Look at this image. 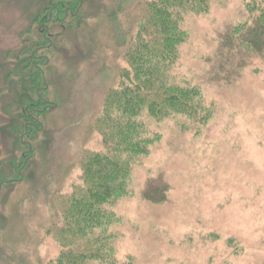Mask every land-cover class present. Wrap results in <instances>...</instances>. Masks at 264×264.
Listing matches in <instances>:
<instances>
[{"label":"rangeland","instance_id":"rangeland-1","mask_svg":"<svg viewBox=\"0 0 264 264\" xmlns=\"http://www.w3.org/2000/svg\"><path fill=\"white\" fill-rule=\"evenodd\" d=\"M151 1L81 0L71 27L48 28L53 43L34 56L46 61L39 65L48 108L41 130L25 137L31 154L18 156L15 130L7 137L9 130H0L1 153L20 166V178L0 190V264H47L60 256L55 197L82 186L84 152H104L92 122L107 92L125 82L123 71L131 72L125 54L140 26L138 6ZM25 4L0 6V49L15 46L26 26L33 36L37 25L23 17ZM251 5L264 10V0H209L207 12L182 17L186 40L163 72L169 85L195 90L198 107L136 119L152 143L145 156H122L130 168L126 184L92 233L110 251L102 264H264V57L223 46L233 29L256 18ZM10 118L0 116L12 127ZM161 186V201L149 199V188Z\"/></svg>","mask_w":264,"mask_h":264},{"label":"trees","instance_id":"trees-1","mask_svg":"<svg viewBox=\"0 0 264 264\" xmlns=\"http://www.w3.org/2000/svg\"><path fill=\"white\" fill-rule=\"evenodd\" d=\"M4 1L0 0V6ZM26 2L22 15L28 17L29 24L37 25L33 36L28 35L32 27L26 26L27 29L17 33L15 46L0 49V116L7 115L13 121L12 128L0 120V130H9L7 135L4 132L6 137L15 130L19 139L18 156L31 154L32 148L27 145L29 140L25 137L31 139L33 133L41 130L40 120L48 108L45 72L39 65V62L46 61L35 60V52L51 46L48 28L53 22L71 27L68 21H73L81 8V0ZM208 7L209 0H153L138 6L140 26L125 54L133 76L129 71H123L125 82L119 89L107 92L102 115L92 122L101 136L104 152H84L81 159L82 186L76 187L68 196L55 197L60 202L63 224L53 232L61 253L56 261L47 264H102L107 261L110 251L103 237H93L92 233L102 229L108 217L104 207L113 203L126 184L130 168L122 156H145L152 143V139L143 135V127L136 119L146 114L161 120L169 115L197 110L195 90L169 85L163 68L167 72L175 65L178 48L186 40L181 30L182 17L203 14ZM34 9L36 14L30 15ZM249 11L259 13L250 26L233 29L223 46L229 54L239 48L245 53L264 57V10L251 5ZM37 35L39 38L34 41ZM234 45L238 48L235 49ZM238 58H242L241 54ZM240 61L243 59L237 62ZM3 102L7 103L5 113ZM6 157L8 154L0 151V190L16 182L10 178H20V172L16 170L20 166L9 162ZM149 189L148 198L157 201L162 199L158 195L166 192L162 186Z\"/></svg>","mask_w":264,"mask_h":264}]
</instances>
